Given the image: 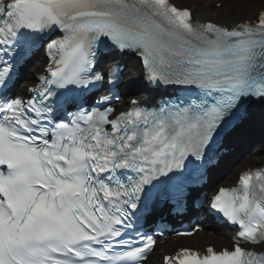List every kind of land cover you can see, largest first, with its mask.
Here are the masks:
<instances>
[{
	"label": "snow or ice",
	"instance_id": "snow-or-ice-1",
	"mask_svg": "<svg viewBox=\"0 0 264 264\" xmlns=\"http://www.w3.org/2000/svg\"><path fill=\"white\" fill-rule=\"evenodd\" d=\"M41 49L46 67L16 93ZM114 53L139 58L159 100L122 93L123 66L102 64ZM254 106L264 120V5L225 25L170 0H0V264H148L166 228L146 229L155 210L187 209ZM207 204L231 248L162 264H264V167Z\"/></svg>",
	"mask_w": 264,
	"mask_h": 264
},
{
	"label": "bare ground",
	"instance_id": "bare-ground-1",
	"mask_svg": "<svg viewBox=\"0 0 264 264\" xmlns=\"http://www.w3.org/2000/svg\"><path fill=\"white\" fill-rule=\"evenodd\" d=\"M235 4V9H233L232 11H227L225 7H220V8H216V9H211L210 12H216L218 13L216 20L220 21V22H230V21H239L242 17L244 16H252L254 14V12L259 9V4L253 2L252 0H234L233 1ZM204 8H208V6L206 5V7ZM195 12L202 18H204V14L201 12V9L196 8ZM133 62H131L130 64H132ZM255 119H257L258 121H263L261 119V114H256L254 116ZM256 158V157H255ZM242 165L238 166L241 167ZM199 238L202 236L201 234H198ZM219 237H222V235L217 236L216 238L213 237H207L209 239V241L212 242H217V239ZM151 260V258H150ZM151 264V262H150Z\"/></svg>",
	"mask_w": 264,
	"mask_h": 264
},
{
	"label": "rangeland",
	"instance_id": "rangeland-1",
	"mask_svg": "<svg viewBox=\"0 0 264 264\" xmlns=\"http://www.w3.org/2000/svg\"><path fill=\"white\" fill-rule=\"evenodd\" d=\"M234 0H225L223 7L226 8L227 11H232L233 9H235V4L233 2ZM253 2H257L259 3V7H261L262 5H264V0H252ZM192 3L195 5H200L199 7H206L205 5V0H192ZM214 8V6L212 5L211 7H208L207 10H210ZM208 14V12L206 13V15ZM134 74L132 73L131 69L129 68L128 72H127V79L132 80L133 79ZM264 131V129H263ZM261 141L260 139L254 144V146L256 147V145H260ZM255 147L253 149H255Z\"/></svg>",
	"mask_w": 264,
	"mask_h": 264
}]
</instances>
